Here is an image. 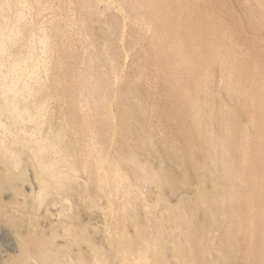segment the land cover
Instances as JSON below:
<instances>
[{
    "label": "bare ground",
    "instance_id": "1",
    "mask_svg": "<svg viewBox=\"0 0 264 264\" xmlns=\"http://www.w3.org/2000/svg\"><path fill=\"white\" fill-rule=\"evenodd\" d=\"M245 1L261 35L264 0ZM203 6L0 0V247L15 243L0 264H212L215 232L227 258L264 264V70ZM130 54L169 96L155 123ZM179 188L191 203L157 205Z\"/></svg>",
    "mask_w": 264,
    "mask_h": 264
},
{
    "label": "rangeland",
    "instance_id": "2",
    "mask_svg": "<svg viewBox=\"0 0 264 264\" xmlns=\"http://www.w3.org/2000/svg\"><path fill=\"white\" fill-rule=\"evenodd\" d=\"M200 2L202 5L204 4L203 7L206 8L207 12L211 15L212 19L216 23L220 24L222 31L226 35V37L230 38L232 41V44L235 46L237 45V49L240 51L242 55V64L247 67L248 69L251 70V72L256 75L257 73H260L261 67L262 70H264L263 62H264V56H263V51L260 49L259 42L262 45H264V32H261V35L256 34L253 29H252V24H253V16L250 13V7L248 6V2L245 0H197ZM100 7H104L103 4L100 5ZM209 10V11H208ZM211 11V12H210ZM104 15H108V12L105 11ZM253 37V38H252ZM128 40L130 38L128 37ZM250 42V43H249ZM251 44V46H250ZM236 47V46H235ZM255 49V51H254ZM134 51V50H133ZM132 51V52H133ZM258 51V52H257ZM259 53V54H258ZM142 57V58H141ZM144 57L145 55H140L137 60L136 57L133 59L132 54L127 56V58L124 60V65L122 63L120 70H125L127 73L131 75V80L132 83L136 86L135 89L140 92L139 94L141 95L142 99H144L148 108V113L151 115L152 113L154 115H151L152 121L159 116L162 115V110L167 107L168 105V94L162 88V86L158 83V80H156V73L151 69L148 68L146 71L145 70V65L144 63ZM263 57V59H262ZM142 59V60H140ZM262 61H261V60ZM261 63V64H260ZM123 65V67H122ZM262 65V66H259ZM133 66V67H132ZM259 71H258V69ZM255 71V72H254ZM141 72H144L142 78L139 77L141 75ZM154 72V73H153ZM153 73V74H152ZM264 73V71H263ZM216 74V80H215V85H218V71L215 72ZM264 76V75H262ZM154 78V79H153ZM264 78V77H262ZM135 79V80H134ZM262 82H264V79L259 78ZM258 79V80H259ZM155 80V81H154ZM259 80V81H260ZM258 81V82H259ZM122 82V80L120 81ZM260 84H264L261 83ZM165 91V92H164ZM165 94V95H164ZM167 100V101H166ZM222 100L226 103H228L231 107L234 106L233 102H229L226 97L222 98ZM158 104V105H157ZM165 104V105H164ZM150 107V108H149ZM154 109V110H153ZM153 110V111H152ZM152 111V112H151ZM159 111V112H158ZM158 113V114H157ZM161 113V114H160ZM158 115V116H157ZM242 118V122H244V125H247L248 123L245 118V114L240 113ZM156 117V118H155ZM153 121V123H155ZM158 121L156 120V123ZM155 125V124H154ZM167 130V131H166ZM164 130L163 132H159L157 134L159 138L162 136L165 138H168L169 144L173 147L179 146L178 141L173 138L171 134V129ZM170 130V131H169ZM164 134V135H163ZM166 134V135H165ZM162 137V138H163ZM179 140V139H178ZM157 153L161 155V151H163V146L161 143H157ZM177 147H175L176 149ZM162 156V155H161ZM147 158L150 160L149 156ZM163 161V162H162ZM158 163L157 165L161 166V168L164 169V173L169 177V178H174L176 180H182L184 181V172L182 167L177 163L175 159H172V161H166L163 159ZM148 187V188H147ZM147 188V189H146ZM154 185H148L145 188H141L144 190L143 193H146V195H149V197L154 201H157L158 197V190ZM157 190V191H156ZM183 188L176 189L175 193H172L171 191L165 192L164 199L165 204L163 202H158V206H166V205H172L175 206L179 202H182L183 197L186 198L187 202L191 203L193 200V194L188 191L187 193H183L181 191ZM156 199V200H155ZM178 202V203H177ZM182 204V203H181ZM162 205V206H161ZM195 216V223L196 225H201L203 223V215L202 211H196L194 213ZM216 238L211 239V241L208 242V245L211 248H216V251H213L214 257L213 258V263L212 264H249L248 260L246 259L245 253L239 252L236 254V257L231 260L230 258H227L226 255L221 253L219 250L218 246V238L217 235L218 233H213ZM8 239V246L4 247L3 245L0 247V263L1 261L5 260L7 258L8 254H11L15 250V243L13 242V239L10 235L7 236ZM7 248V251L5 250ZM5 250V251H4ZM218 250V251H217ZM212 250H210V253Z\"/></svg>",
    "mask_w": 264,
    "mask_h": 264
}]
</instances>
